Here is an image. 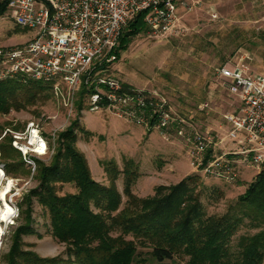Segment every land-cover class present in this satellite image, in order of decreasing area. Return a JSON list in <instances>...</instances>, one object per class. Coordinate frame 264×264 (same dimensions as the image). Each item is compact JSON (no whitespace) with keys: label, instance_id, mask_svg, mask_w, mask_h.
Instances as JSON below:
<instances>
[{"label":"rangeland","instance_id":"rangeland-1","mask_svg":"<svg viewBox=\"0 0 264 264\" xmlns=\"http://www.w3.org/2000/svg\"><path fill=\"white\" fill-rule=\"evenodd\" d=\"M31 39L30 30L16 25L6 10L0 17V47L21 45ZM104 61L109 66L96 72V78L112 77L122 86L157 92L170 102L177 118L192 122L200 132L216 134L215 139L224 138L229 129L225 115L238 111L240 101L229 92L226 83L217 78L216 72L218 68L234 63H242L256 72L264 71V0H181L176 27L171 32L154 35L148 26L147 31L134 37L120 56L111 52ZM78 92L69 94L66 88L63 95L47 91L24 109L0 113V144L14 147L15 136L25 137L29 123L35 122L49 143L47 154L34 157L37 170L38 160L46 164L51 162L59 133L78 120L79 126L90 133L78 131L76 145L85 154L94 179L109 185L106 163L114 161L123 169L126 160L133 159L138 165L139 176L132 189L138 196L147 197L152 196L160 184H174L189 174L198 173L207 186L201 199L209 214H222L233 206L258 174L252 167L243 172V167L240 176L229 181L196 172L191 162L190 142L175 127L163 132L157 127L138 124L119 115L110 106L95 108L91 96L81 100ZM81 102L83 109H79ZM206 103L208 106L202 109ZM187 128L185 130H189ZM236 146L225 139L217 145V153L232 151ZM17 150L21 158L12 151L11 157L4 158L0 152V168L5 170L7 177L14 179L7 200L15 206L16 212L12 220L3 223L0 264L10 263L15 232L26 223L24 196L39 184L33 166ZM21 159L30 174H23L16 167V162ZM8 167L15 173H8ZM116 184L123 194V174ZM56 186L59 195L77 191L72 183H57ZM31 208L34 231L21 236L22 250L32 251L39 257H57L60 260L57 264H79L69 256L66 244L53 236L48 210L35 198ZM258 230L245 220L233 237L234 257L239 256L240 236ZM149 251L150 248L140 247L138 260L133 264L185 262L177 258L160 263ZM19 262L29 264L20 259Z\"/></svg>","mask_w":264,"mask_h":264},{"label":"trees","instance_id":"trees-1","mask_svg":"<svg viewBox=\"0 0 264 264\" xmlns=\"http://www.w3.org/2000/svg\"><path fill=\"white\" fill-rule=\"evenodd\" d=\"M8 2L0 0V17L5 14ZM146 13L135 14L125 26L112 50L117 57L136 35L148 30ZM104 60L93 66L90 82L83 81L78 92L81 100L97 92L95 74L109 66ZM123 87L131 89L125 84ZM47 91L54 92L53 86L41 81L20 76L0 79V113L24 109ZM99 105L107 107L108 100L102 99ZM79 109H83L82 102ZM78 131L90 133L74 120L59 133L51 162L38 160L34 177L39 184L24 196L26 223L15 232L9 264H20L19 259L29 264L60 262L57 257H39L21 248V236L34 231L31 226L34 198L48 210L53 236L66 244L69 256L79 264H133L138 260L140 247L150 248L152 258L160 263L181 258L185 261L181 264H264V167L233 206L222 214H209L201 199L207 186L198 173L174 184H160L147 197L138 196L132 189L139 176L133 159L126 160L123 169L108 161L105 170L111 183L97 181L85 154L76 145ZM11 151L21 156L11 144H0L4 158L11 157ZM16 167L23 174L31 173L22 159L16 162ZM7 172L15 173L9 167ZM121 174L123 194L116 184ZM57 183H72L77 191L59 195ZM246 219L252 228L259 230L240 236L239 256L234 257L233 237Z\"/></svg>","mask_w":264,"mask_h":264},{"label":"built area","instance_id":"built-area-1","mask_svg":"<svg viewBox=\"0 0 264 264\" xmlns=\"http://www.w3.org/2000/svg\"><path fill=\"white\" fill-rule=\"evenodd\" d=\"M180 1L9 0L7 16L16 25L30 30L32 39L21 45L0 47V79L20 76L51 84L56 94L63 95L64 88L73 94L83 81L90 82L93 66L111 54L135 14L147 11L146 23L153 34L164 35L176 27ZM216 76L240 101L238 111L225 115L229 129L219 139H215L216 134L200 132L192 122L177 118L170 102L157 92L124 90L120 81L112 77L96 78L97 92L91 97L95 108L106 98L108 106L119 115L138 124L163 132L175 127L190 142L196 172L233 181L243 167H252L258 173L264 167V71L256 72L242 63H234L218 68ZM207 106L206 103L201 108ZM27 129L25 137L15 136L13 145L35 172L34 157L47 154L49 143L35 122H30ZM35 130L40 142L46 144L44 154L38 150L39 142L32 141ZM24 138L27 141L22 142ZM225 139L237 146L219 154L217 145ZM15 216L16 212L9 219Z\"/></svg>","mask_w":264,"mask_h":264},{"label":"bare ground","instance_id":"bare-ground-1","mask_svg":"<svg viewBox=\"0 0 264 264\" xmlns=\"http://www.w3.org/2000/svg\"><path fill=\"white\" fill-rule=\"evenodd\" d=\"M32 141L39 142L38 150L44 154L46 144L44 141L40 142L39 134L35 130L32 134ZM14 185V179L7 177L5 170L0 168V238H2L4 232L3 223L9 219V216L15 212L14 207L8 202L7 195ZM9 221V220H8Z\"/></svg>","mask_w":264,"mask_h":264},{"label":"crops","instance_id":"crops-1","mask_svg":"<svg viewBox=\"0 0 264 264\" xmlns=\"http://www.w3.org/2000/svg\"><path fill=\"white\" fill-rule=\"evenodd\" d=\"M246 169H247V168H245V169L243 170V172H245V171H246Z\"/></svg>","mask_w":264,"mask_h":264}]
</instances>
